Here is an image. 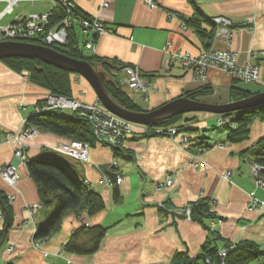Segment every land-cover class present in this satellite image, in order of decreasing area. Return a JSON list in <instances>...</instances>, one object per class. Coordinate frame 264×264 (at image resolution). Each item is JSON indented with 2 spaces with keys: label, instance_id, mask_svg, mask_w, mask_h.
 Returning a JSON list of instances; mask_svg holds the SVG:
<instances>
[{
  "label": "crops",
  "instance_id": "obj_1",
  "mask_svg": "<svg viewBox=\"0 0 264 264\" xmlns=\"http://www.w3.org/2000/svg\"><path fill=\"white\" fill-rule=\"evenodd\" d=\"M70 1L81 13L99 19L109 29L97 38L87 32L84 42L95 40L96 49L92 54L122 64V68H115L119 71L115 77L142 111L158 108L205 85L210 86L211 92L199 100L233 101L235 83L223 70L209 68L205 80L196 78L194 69L173 66L166 70L168 42L171 50L194 55L208 49H231L238 53L240 63L249 60L251 50L258 51L260 56L254 63L259 67L260 81L238 85L253 93L264 90V0H153L152 6L145 0H106L108 6L105 7L102 6L105 0ZM28 3L27 10L16 12L15 9L0 22L10 23L17 16L45 13L54 6L53 0ZM2 4L4 7L5 3ZM215 16L228 17L232 27L215 25L211 20ZM188 20L198 22L206 32L216 29L210 45L209 38L198 32L192 23L187 24ZM125 65L138 66L141 74L148 78L151 88L147 94L141 95L128 87L127 74L123 71ZM75 82L74 98L87 102L97 100V93L84 77ZM48 94V90L32 82L26 73L17 72L0 61V166L17 161L14 156L17 143L5 141V135L20 131L34 105ZM196 116L192 124L180 121L191 129L179 132L175 139L135 133L119 148L90 144L89 162L48 151L47 146L71 140L38 130L27 140L29 158L58 157L103 196L105 208L93 215L84 213L83 219L69 213L62 228L37 247L34 228L47 225L55 213V205L42 206L33 218L28 206L39 203L40 196L28 168L20 166L17 188L0 176V192L10 197L16 194L11 202V224H7V214L0 206V264H182L184 261L178 262L175 257L179 254L200 256L208 238H217L215 245L219 248L250 240L264 249V208L248 209L252 192L264 199V189L257 186L252 173L253 151L264 137V120L254 119L246 140L231 142L224 128H214L216 115L199 113ZM184 135L190 139L186 145L180 143ZM217 141L227 147L215 146ZM200 145L209 149L199 152ZM114 157L123 175L118 185V199L114 194L116 186L105 179ZM198 158L207 160L211 167H193L191 162ZM228 170L230 179L223 176ZM169 177L174 179L173 185L165 184ZM161 184L164 186L158 189L157 185ZM200 200H212L210 204L217 216L205 218L202 223L176 212L187 203ZM160 203L164 207L159 206ZM82 222L108 229L100 248L93 254L71 253L64 248ZM10 246L14 247L12 252L8 251Z\"/></svg>",
  "mask_w": 264,
  "mask_h": 264
},
{
  "label": "trees",
  "instance_id": "obj_2",
  "mask_svg": "<svg viewBox=\"0 0 264 264\" xmlns=\"http://www.w3.org/2000/svg\"><path fill=\"white\" fill-rule=\"evenodd\" d=\"M74 12L76 15L88 17L86 14L81 13L76 5ZM65 16L66 12L62 7L54 9L51 15V25L59 23ZM188 23H192L198 32L205 34L209 38L208 44H211V41L215 38L216 29L206 32L199 27L198 22L188 20ZM75 27L77 26L70 29L68 41L65 45H52V47L74 58L87 60L99 70L105 71L107 74L105 87L110 96L120 105L128 109L142 111L131 100L128 92L121 86L117 77L110 73L115 68H122V64L116 60L101 58L94 54H87L84 47L86 41L82 44L78 43V33ZM1 61L17 72L26 73L32 82L45 88L52 94L67 97H73L75 95L77 86L75 82L77 73L75 72L47 64L38 58L6 57ZM234 83L232 86V100L246 98L253 94V92L241 88L235 80ZM210 92V86L205 85L198 89L188 91L184 95L191 99L199 100L202 95ZM43 101L44 99L38 103H43ZM199 113L209 112H188L173 115L162 121L160 125H177L180 127V131L186 128L191 129L187 127L188 125L181 124L180 121L185 120V122L192 124L197 120L196 115ZM210 114L220 115L228 121L222 128L227 131L229 141L241 142L249 137L251 124L254 119L259 118L264 120V104L246 110H237L223 114ZM27 124L36 127L40 131L51 132L70 140H78L91 145L97 142L92 124L87 118L81 116L79 111L65 112L63 110L60 113L46 111L40 114H31L28 117ZM115 147L119 148L118 146ZM46 149L52 151L49 148ZM120 149L123 152L125 151L121 147ZM52 152L56 153L55 151ZM253 157V162L263 167L261 175L264 177V137L258 141V145L253 151ZM27 168L30 177L38 188L42 206L49 207L50 205H55L54 215L46 226H40L38 233L35 235V239L47 240L51 235L58 232L62 228L63 221L69 213H75L78 218H81L84 213L93 215L105 208L103 196L91 188L86 181L78 178L66 163L58 157L46 155L32 159L29 158ZM114 189L115 198L118 199V186ZM211 201L200 200L191 202L193 205L192 218L204 223L205 218L217 216L216 212L212 210ZM11 202L10 196L0 192V206L4 208L7 214L6 221L8 225L13 220ZM107 230L106 227L101 225L90 226L82 222L80 226L74 229L72 236L66 242L64 248L71 253L82 255L93 254L100 248L102 240L107 234ZM0 235L2 234L0 233ZM216 239L208 238L203 246V253L196 258L183 254H179L175 258L178 262L183 260L184 262L182 264H264V249L259 244L250 240H243L219 248L215 245ZM227 248L230 250L226 255H222L221 252Z\"/></svg>",
  "mask_w": 264,
  "mask_h": 264
},
{
  "label": "built area",
  "instance_id": "obj_3",
  "mask_svg": "<svg viewBox=\"0 0 264 264\" xmlns=\"http://www.w3.org/2000/svg\"><path fill=\"white\" fill-rule=\"evenodd\" d=\"M22 1L36 2L42 0H0V3H5L4 7L0 10V19L7 14L13 13L15 8L19 6V3ZM53 2L54 6L48 12L32 13L23 18L17 16L16 20L10 23L0 22V41L33 42L52 47V45H65L68 41L69 31L74 26H77L82 32H91L96 38L109 31L99 19L76 15L74 12L75 4L72 1L53 0ZM145 2L148 6L153 5V0H145ZM102 6H108V1L105 0ZM60 7L64 9L66 16L59 23L51 25V15L54 9ZM211 20L217 26L232 27V21L226 16H215ZM183 28H187L186 23L183 24ZM228 35L230 36L231 32H229ZM167 46L166 52H168L169 57L165 64L166 70H171L173 66L194 69L196 71L195 77L205 80L207 77V70L209 68H217L226 72L230 77L236 80L239 79L240 83L253 84L260 81L259 67L254 63L260 56L258 51L251 50L249 52V60L245 63H240L238 60V53L231 49H208L200 54L194 55L188 51L171 50L170 42L167 43ZM84 47L86 50L94 52L96 49L95 40L86 41ZM123 71L127 74L126 83L129 88L134 89L141 95L149 92L151 88L149 80L141 74L138 66L126 65ZM110 73L113 76H117L119 71L113 69ZM80 77L81 75L77 74L75 80ZM64 109L79 111L81 116L87 118L92 124L95 139L97 141L96 143L104 145H120L129 135L135 133L141 136L161 135L175 139L180 132V127L177 125H146L124 119L110 111L98 98L93 102H87L79 98L50 93L44 99L43 103H36L34 105L32 114H40L46 111L60 113ZM216 116L217 127H224L228 123L222 116ZM27 122L28 119L23 121L20 131L8 132L4 137L5 141H14L17 143L14 152L17 161L0 166V176L14 188H17L21 178L20 166L27 167L29 162V156L26 153L28 147L27 140L38 131L36 127L29 126ZM189 141V137L184 135L180 143L186 145ZM88 145L90 144L86 142L71 140L66 144L59 143L55 146H47V148L78 160L88 161L90 157ZM214 145L221 148L227 147V145L221 141H217ZM208 149V146L200 145L197 151L205 152ZM191 165L196 169L211 167L209 162L202 158H198L195 162H191ZM262 168L263 167L258 163L252 162V173L256 184L258 187L264 189V177L261 175ZM110 169L105 179L111 186H118L123 181V175L119 171L116 157L113 158ZM223 176L226 179H230L231 171H225ZM165 184L173 185L174 179L169 177ZM163 186V184L157 185V188L161 189ZM15 195L10 197L11 201L15 198ZM250 198L248 203L249 210L264 208V199L257 197L255 192L251 193ZM159 206L164 207V204L160 203ZM211 206L214 211L213 204ZM41 207V202L28 206L33 218H36V210ZM192 209L193 205L189 203L177 209L176 212L192 218ZM80 219H83V215ZM39 229L40 225L34 228V245L37 247L46 241L44 239H35V235L38 233ZM13 250V246L8 247L9 252ZM229 250V248L224 249L221 254L226 255Z\"/></svg>",
  "mask_w": 264,
  "mask_h": 264
},
{
  "label": "water",
  "instance_id": "obj_4",
  "mask_svg": "<svg viewBox=\"0 0 264 264\" xmlns=\"http://www.w3.org/2000/svg\"><path fill=\"white\" fill-rule=\"evenodd\" d=\"M6 57L38 58L58 68L75 72L84 77L93 87L99 100L113 113L135 123L158 125L170 116L188 112H209L223 114L246 110L264 104V90L249 97L226 103H210L202 100L180 96L162 106L148 111H134L116 102L105 87L107 74L89 61L77 59L57 51L53 47L22 41H0V61Z\"/></svg>",
  "mask_w": 264,
  "mask_h": 264
},
{
  "label": "rangeland",
  "instance_id": "obj_5",
  "mask_svg": "<svg viewBox=\"0 0 264 264\" xmlns=\"http://www.w3.org/2000/svg\"><path fill=\"white\" fill-rule=\"evenodd\" d=\"M28 6H30V3L26 2V1H22L19 3V6H17L15 9H16V12H20V11H24V10H27ZM3 8V4L0 3V9ZM76 28V32L78 33V43L82 44L85 40V37H86V33L87 32H81L79 30V28L75 27ZM91 34V32H90ZM86 53L87 54H92V51L90 50H86ZM118 76V75H117ZM50 94V92H49ZM65 112H72L71 109H64ZM215 129L217 128V126L214 127ZM181 132V131H180ZM63 144H66L68 142H62ZM111 146H119V145H111ZM88 149H89V154H90V145H88ZM90 156V155H89ZM90 161V157H89V160L88 162ZM194 167V166H193ZM13 187V186H11ZM14 188V187H13ZM189 204V203H187Z\"/></svg>",
  "mask_w": 264,
  "mask_h": 264
},
{
  "label": "bare ground",
  "instance_id": "obj_6",
  "mask_svg": "<svg viewBox=\"0 0 264 264\" xmlns=\"http://www.w3.org/2000/svg\"><path fill=\"white\" fill-rule=\"evenodd\" d=\"M225 73H226V72H225ZM226 74H227V73H226ZM227 75H228V74H227ZM231 78H232V77H231ZM232 79L235 80L236 83H238V84L240 83V80H239V79H237V80L234 79V78H232ZM98 99H99V97H98Z\"/></svg>",
  "mask_w": 264,
  "mask_h": 264
}]
</instances>
